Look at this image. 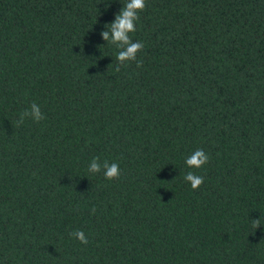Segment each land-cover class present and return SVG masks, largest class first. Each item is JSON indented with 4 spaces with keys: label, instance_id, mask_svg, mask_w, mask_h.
<instances>
[{
    "label": "trees",
    "instance_id": "1",
    "mask_svg": "<svg viewBox=\"0 0 264 264\" xmlns=\"http://www.w3.org/2000/svg\"><path fill=\"white\" fill-rule=\"evenodd\" d=\"M0 264H264V0H0Z\"/></svg>",
    "mask_w": 264,
    "mask_h": 264
}]
</instances>
